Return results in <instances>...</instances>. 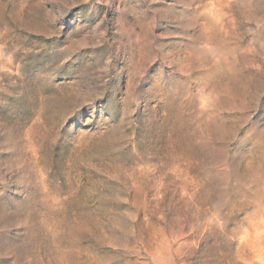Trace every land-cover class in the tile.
<instances>
[{
    "label": "rangeland",
    "instance_id": "374dc122",
    "mask_svg": "<svg viewBox=\"0 0 264 264\" xmlns=\"http://www.w3.org/2000/svg\"><path fill=\"white\" fill-rule=\"evenodd\" d=\"M0 264H264V0H0Z\"/></svg>",
    "mask_w": 264,
    "mask_h": 264
}]
</instances>
